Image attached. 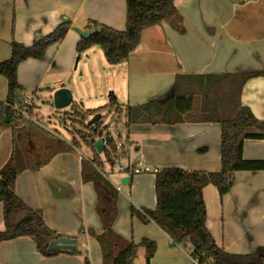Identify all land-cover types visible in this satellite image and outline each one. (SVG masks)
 <instances>
[{
  "label": "crops",
  "instance_id": "obj_1",
  "mask_svg": "<svg viewBox=\"0 0 264 264\" xmlns=\"http://www.w3.org/2000/svg\"><path fill=\"white\" fill-rule=\"evenodd\" d=\"M174 6L176 16L144 29L125 63L105 67L97 46L81 54L75 64L79 33L89 31L92 23L123 32L124 0H0V62L10 57L12 41L30 47L53 33L63 20L71 25L61 42L47 48L43 60L27 59L19 64L16 78L21 90L13 105L6 103L7 80L0 76V171L13 163L18 172L16 196L40 213L57 239L75 240L72 252L77 253L41 257L34 241L23 237L0 245V264H84L85 256L89 264H103L95 238L103 228L96 210L109 204L116 208L112 231L119 238L137 246L142 241L154 242L150 264H195L153 223L130 217V206L155 209V174L166 168L220 171L221 127L207 119L211 117L208 106L203 108L204 101L211 102L205 81L220 75L264 72V0H175ZM80 63L85 81L96 83L103 73L112 76L116 105L111 112L125 119L126 134L118 131L115 146L120 149H115L113 168L107 174L96 159L92 162L85 157L76 143L49 131L39 118L43 107L39 102L50 101L54 108L58 90L69 91L73 101V90L66 81ZM182 96L191 97L192 102L189 109L178 113L173 101ZM26 102L32 104L27 110L30 119L20 114ZM154 102L159 105L149 106L145 114L134 110ZM240 104L254 119L264 121V77L245 83ZM128 108L140 120L128 123ZM99 110H87V121L96 114L101 120ZM74 113L82 118L80 111ZM94 126L90 135L104 130ZM242 158L264 161V140H244ZM135 169L139 173L134 174ZM95 175L100 179H94ZM233 181L221 198L215 187L203 188L205 226L225 252L262 256L264 264V171H238ZM100 190L110 193L108 201L98 198ZM2 215L0 205V232L5 229ZM136 255L134 264H145L142 247Z\"/></svg>",
  "mask_w": 264,
  "mask_h": 264
},
{
  "label": "trees",
  "instance_id": "obj_2",
  "mask_svg": "<svg viewBox=\"0 0 264 264\" xmlns=\"http://www.w3.org/2000/svg\"><path fill=\"white\" fill-rule=\"evenodd\" d=\"M175 0H124L126 3V27L123 32H117L97 23H92L90 29L100 28L99 33L92 34L87 39H79L76 45V55L80 56L93 46L103 53L108 65H120L127 61L129 54L135 50L140 41V35L146 28L160 25L163 21L176 16ZM71 25L67 21L45 37L26 47L17 42L10 44V57L0 62V76L7 80L6 103L17 102V94L21 87L16 78L19 64L27 59L43 60L47 48L64 39ZM89 29V30H90ZM264 77V72L235 73V75H220L209 77L206 85L211 92L210 103H202L203 108L210 109L211 122L219 124L220 132V163L218 173L187 172L180 169L166 168L155 174L156 207L154 210L137 209L130 206V217L138 219L143 224L153 223L166 236L170 237L172 246L181 247L197 264H263L262 256L232 255L219 248L205 226L206 212L202 190L211 185L217 189L218 195L227 194L233 186V176L238 171H264V161H245L242 158L244 140H264V121L253 118L249 109L242 107L240 96L246 82L254 77ZM209 83V84H208ZM212 96V98H211ZM111 112L115 99L111 98ZM174 110L178 113L189 109L192 98L176 97ZM147 104L134 109L142 113L151 105ZM159 105V104H157ZM159 106H155L156 109ZM116 111H120L116 108ZM128 123L140 120L133 109L125 110ZM121 113V111H120ZM138 116V117H137ZM10 119V115H8ZM96 129L98 124L96 123ZM100 134V133H99ZM87 138V137H86ZM107 149L115 152L113 142ZM17 169L10 162L0 171V205L3 208L2 222L4 231L0 232V245L16 238L29 237L34 241L36 251L41 257L51 258L60 254L76 255V252H47L52 240H57L55 233L50 231L40 213L24 204L15 194ZM94 179L99 180L98 175ZM98 188V187H97ZM100 200L108 201L110 193L98 191ZM104 202V201H103ZM101 220L103 232L96 236L101 246L103 264H134L138 247L144 249L145 264H150L155 251L152 241H142L139 246L119 238L112 231L113 219L116 215L115 205L98 206L96 210ZM84 264H89L84 257Z\"/></svg>",
  "mask_w": 264,
  "mask_h": 264
},
{
  "label": "rangeland",
  "instance_id": "obj_3",
  "mask_svg": "<svg viewBox=\"0 0 264 264\" xmlns=\"http://www.w3.org/2000/svg\"><path fill=\"white\" fill-rule=\"evenodd\" d=\"M99 57L101 62L105 67H108V63L103 56L101 50H99ZM77 56L75 57V64L77 63ZM84 61V58L82 59ZM75 67V65H74ZM82 64L80 63L77 70L73 71L71 74V79L66 81L69 82L71 89L73 90V108H67L65 110L54 109L52 103L49 101L41 105L39 102L40 111L39 118L43 121V124L49 131L53 133H58L60 137L65 139L67 142H74L80 149L79 151L85 156L91 158L92 162L96 159L102 172L107 174L112 171L113 168V154L112 151L108 150L106 153H96L92 151L85 143L86 137L91 133L92 128H88L86 124L88 123V112L92 108H99L101 113V120L97 123L100 129L108 130V133L112 134L113 137L117 140L116 133L120 131L122 136L126 134V129L124 128L125 119L122 116L115 115V112H108V109L111 106V98L115 94L114 80L112 76L107 74H102V78L98 80H83V77L80 75V69ZM67 86V83H66ZM98 87V88H97ZM114 91V94H113ZM116 95V94H115ZM212 98V96H211ZM80 111L82 118L78 117L74 112ZM92 119V118H91ZM90 119V120H91ZM89 120V121H90ZM96 124V123H95ZM96 127V125L94 126ZM119 135V134H118ZM107 176V175H106ZM109 180H114V178H108Z\"/></svg>",
  "mask_w": 264,
  "mask_h": 264
},
{
  "label": "water",
  "instance_id": "obj_4",
  "mask_svg": "<svg viewBox=\"0 0 264 264\" xmlns=\"http://www.w3.org/2000/svg\"><path fill=\"white\" fill-rule=\"evenodd\" d=\"M101 31L100 28H94L90 29L89 31L85 33H79L80 38L82 39H87L89 38L92 34L99 33ZM78 58V57H77ZM79 58L77 59L78 62ZM54 108L56 109H64L70 106L72 102V95H70L69 91L65 89H60L56 91L54 94ZM170 97H174V92L170 91ZM100 120V115L96 114L93 116V118L88 121L86 126L88 128H92ZM92 148L96 150L97 153H102L104 148V145L101 140L95 141L93 143ZM76 250V241L73 239L69 238H64V237H59L57 240H52L48 247H47V252L55 253V252H60V251H68L72 252Z\"/></svg>",
  "mask_w": 264,
  "mask_h": 264
},
{
  "label": "built area",
  "instance_id": "obj_5",
  "mask_svg": "<svg viewBox=\"0 0 264 264\" xmlns=\"http://www.w3.org/2000/svg\"><path fill=\"white\" fill-rule=\"evenodd\" d=\"M22 106H24V109L21 111V115H23V116H26L28 119H30V116L29 115H27V110H28V108L29 107H31L32 106V104L31 103H24ZM101 130H103V129H101ZM100 133V134H99ZM117 139L119 138V135H118V132L116 133V136H115ZM98 140H101L102 141V143H103V145H104V148L106 147H108L107 145H108V143H110V142H113V144H114V148H117V149H120V147H118V146H115V144L117 143L116 142V139L113 137V135L112 134H110V133H108V130H106V132H105V130H103V131H97V132H94L93 134H91V135H89L86 139H85V141H86V144L88 145V146H93V143L95 142V141H98ZM134 174H137V173H139V170H137V169H135L134 170V172H133ZM195 264H197V262H195V261H193Z\"/></svg>",
  "mask_w": 264,
  "mask_h": 264
}]
</instances>
